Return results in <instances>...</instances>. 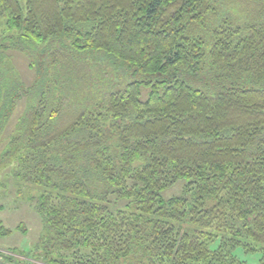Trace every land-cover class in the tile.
Returning <instances> with one entry per match:
<instances>
[{"label":"trees","instance_id":"16d2710c","mask_svg":"<svg viewBox=\"0 0 264 264\" xmlns=\"http://www.w3.org/2000/svg\"><path fill=\"white\" fill-rule=\"evenodd\" d=\"M0 19V140L26 100L0 171L42 222L25 255L264 264V0H0Z\"/></svg>","mask_w":264,"mask_h":264},{"label":"rangeland","instance_id":"374dc122","mask_svg":"<svg viewBox=\"0 0 264 264\" xmlns=\"http://www.w3.org/2000/svg\"><path fill=\"white\" fill-rule=\"evenodd\" d=\"M5 28L4 20L0 19V35H2ZM5 56L13 65L21 82L26 87H31L36 77V71L31 67L30 59L25 54L15 50L5 51ZM148 93L146 89L143 90L142 99L144 101L147 100ZM25 103L26 100L22 99L19 107L11 117L6 133L3 134L0 140V153L6 143L4 140L14 134L16 124L24 107H26ZM12 167L8 166L0 171V252L2 255L16 257L21 261L27 260L34 264H42L34 256L25 255V252L32 249L33 244L39 241L42 231L41 218L31 201L34 199L32 196H36L37 193L36 191L29 193V189L25 188V194L22 193L23 195L20 196L19 186L12 176ZM181 189L182 181L165 191L163 193L164 199L167 200L179 195ZM117 207L127 212L134 211L132 205L128 202L121 203ZM235 255L239 261L245 264H262L261 254L259 253H245L242 249H237Z\"/></svg>","mask_w":264,"mask_h":264},{"label":"built area","instance_id":"2783aa9c","mask_svg":"<svg viewBox=\"0 0 264 264\" xmlns=\"http://www.w3.org/2000/svg\"><path fill=\"white\" fill-rule=\"evenodd\" d=\"M0 264H5L3 255L1 254V252H0Z\"/></svg>","mask_w":264,"mask_h":264}]
</instances>
